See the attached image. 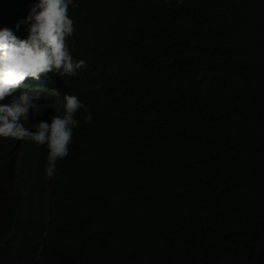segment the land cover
I'll list each match as a JSON object with an SVG mask.
<instances>
[{
  "label": "trees",
  "instance_id": "trees-1",
  "mask_svg": "<svg viewBox=\"0 0 264 264\" xmlns=\"http://www.w3.org/2000/svg\"><path fill=\"white\" fill-rule=\"evenodd\" d=\"M35 2L0 0V28L26 39ZM73 5L87 66L41 76L24 123L65 94L93 119L52 178L46 145L0 138V264H264V0Z\"/></svg>",
  "mask_w": 264,
  "mask_h": 264
},
{
  "label": "clouds",
  "instance_id": "clouds-1",
  "mask_svg": "<svg viewBox=\"0 0 264 264\" xmlns=\"http://www.w3.org/2000/svg\"><path fill=\"white\" fill-rule=\"evenodd\" d=\"M69 5H73V0H36L25 20L16 25L17 28L20 24L28 25L26 39L18 38L9 28H0V101L13 97L10 103L0 104V138L46 145L45 175L48 178L54 176L56 162L68 155L73 128L79 124L75 114L84 109L85 120L91 122L93 119L77 96L65 94L62 97L63 115H53L50 122L39 120L32 128L24 123L29 120L32 110L39 109L36 101L40 99V92L48 95L51 93L46 89L54 90L39 79L41 76L58 73L61 77H71L87 66L84 60L73 59L68 46L67 38L74 32ZM24 84L45 88L14 96Z\"/></svg>",
  "mask_w": 264,
  "mask_h": 264
},
{
  "label": "rangeland",
  "instance_id": "rangeland-1",
  "mask_svg": "<svg viewBox=\"0 0 264 264\" xmlns=\"http://www.w3.org/2000/svg\"><path fill=\"white\" fill-rule=\"evenodd\" d=\"M27 80V79H26Z\"/></svg>",
  "mask_w": 264,
  "mask_h": 264
}]
</instances>
